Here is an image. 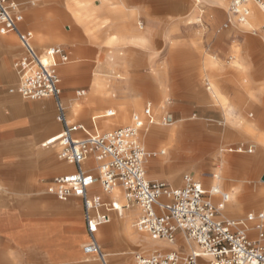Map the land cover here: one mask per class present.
Instances as JSON below:
<instances>
[{"label":"rangeland","instance_id":"rangeland-1","mask_svg":"<svg viewBox=\"0 0 264 264\" xmlns=\"http://www.w3.org/2000/svg\"><path fill=\"white\" fill-rule=\"evenodd\" d=\"M31 1L38 5L57 0H28L29 3ZM182 1L183 7H178ZM213 1L216 0H202V3L195 6L194 0H108L110 7L117 11L118 16H126L124 11L126 13L131 11L133 6L151 5V65L149 68L144 63L136 62L132 65V60L138 59L141 51L147 48V40L131 38L127 34V27L142 31L146 25L143 19L136 17L132 24L120 23L100 28L98 23L103 20L94 12L87 19L88 25L91 26L90 32L93 33L92 45L103 47L105 49L103 55L112 53V57L119 56L120 59L113 58L111 70L106 66L95 67L98 63L96 57L91 60L92 88L79 94L75 90L85 88L83 78L81 77L79 83L70 86L65 83L61 68L71 64L74 71H82L86 62L74 59L68 52L66 62L59 63L56 59L61 84V101L65 106L67 120L72 123H84L91 132H103L125 126L130 122L132 113L141 112L147 103H150L152 114L150 118H146L145 124L153 120L151 130L165 132L166 136L147 144L143 141L146 130H143L144 127L140 129L139 141L148 150L156 151V155L145 163L146 178L165 180L178 186L182 184V177L189 174L199 179L204 187L209 189L211 185L207 179L209 173L228 174L230 175L228 179H221L220 191L228 192L234 188L246 192L250 205L239 212L224 211V215L241 217L250 211H264V169L261 167L259 149L253 146L264 143L262 141L264 137L261 136L264 134V125L256 123L257 118L264 115L262 114L264 85L260 83L264 80V60H259L258 57L264 54V18L253 22L251 26L236 27L227 21L228 0L223 7ZM262 2L264 4V0ZM247 5L250 10L249 19L252 13L251 6L260 5L254 2ZM166 6L169 8L166 9ZM23 14L24 20L20 26L32 28L26 25L27 13ZM196 17L200 21H196ZM233 20L238 22L234 18ZM108 21L112 24L113 20ZM189 21L191 23H188ZM139 22L143 26L142 29ZM32 29L33 44L39 52H43L50 45L63 46L61 41L44 44L43 37ZM100 32L103 36L95 37ZM8 35L18 43L14 33ZM14 61L15 59L12 60L11 76L9 82H6V89L16 81ZM149 69L151 78L146 75ZM88 80L89 78L86 80L87 84ZM70 87H75L74 92L68 93ZM208 87L216 91L215 94L219 98L214 97ZM103 96L113 99V104L98 106L97 102ZM45 98L51 102L53 121L58 123V129L61 130V124L55 119L54 100L51 97ZM109 108L113 109V115L106 114ZM165 113L172 116V122L169 124H162L160 121ZM122 115L124 117L120 119ZM188 123H195L188 125L191 128L185 127L188 130L190 128L195 136L193 134L178 140L168 137L171 127ZM197 124L202 129L201 137H197L200 129ZM245 125L247 129L244 128ZM43 139L36 144L37 149L47 148L40 145ZM240 142L244 143L245 152L229 150V147ZM248 148H251L252 152H248ZM160 149H164L165 152L159 153ZM56 152L57 147L54 146L51 148V157L48 158L39 157L34 153L26 158H0V168L5 160L12 161L13 164L23 162V170L8 172L0 169V203H6L12 210L11 213L27 211L33 215L48 216L58 213L43 201L48 196L62 202L45 191V182L48 178L62 173V171L49 173L45 169L50 159L64 162L57 158ZM231 155L234 156L233 159L237 157L236 155L248 156L246 171L227 168L224 172V168L219 164L222 160L219 159H226ZM216 157L217 159L212 160ZM213 197L218 199L219 193L213 194ZM152 241V244L161 249L169 250L175 247L166 240ZM180 244L183 253L189 252L190 249L186 247L190 245L189 243L181 241ZM136 251L142 252L136 248L131 253V264Z\"/></svg>","mask_w":264,"mask_h":264},{"label":"built area","instance_id":"built-area-1","mask_svg":"<svg viewBox=\"0 0 264 264\" xmlns=\"http://www.w3.org/2000/svg\"><path fill=\"white\" fill-rule=\"evenodd\" d=\"M249 2L263 6L262 0H228L227 12L238 22L245 21L250 13ZM16 9L14 1L0 0V34L13 32L23 48V54L13 64L18 82L9 92L26 99L51 97L55 102V118L62 128L43 145L56 146L57 158L73 166V170L51 177L45 189L59 200L81 198L90 238L83 251L94 255L100 264H107L95 233L100 225L109 222L110 211L122 216L125 207L116 200L104 202L99 195L90 194L97 184L104 194L120 189L127 203L136 205L134 226L149 237L170 243L182 237L198 249L183 253L175 246L166 251L135 253L133 264H264V211L227 217L223 210L229 195L212 192L189 174L178 186L146 178L145 163L156 151L145 148L138 136L146 118L151 117L150 103L141 112L132 113L127 125L104 132H91L82 123L68 122L57 70V63L66 62L68 57L59 46L38 52L32 45V32L18 27ZM160 121L169 124L172 116L165 113ZM247 151L251 152V148ZM88 159L93 161L92 168L84 167ZM216 193L218 199L213 197Z\"/></svg>","mask_w":264,"mask_h":264},{"label":"crops","instance_id":"crops-1","mask_svg":"<svg viewBox=\"0 0 264 264\" xmlns=\"http://www.w3.org/2000/svg\"><path fill=\"white\" fill-rule=\"evenodd\" d=\"M12 1L17 4L14 18L20 29L30 30L33 34L34 31L32 28H34L36 32L43 37L44 44L61 41L63 45L62 47L60 45L47 46L43 52L40 53H45L47 50L59 46L66 55L68 52L74 59L86 62L82 71H74L73 65L71 64L61 68V73H63L66 84L68 83L71 86V84L79 83L81 77L85 83V88L75 90V87H70L68 93H72L75 90V92L79 94L85 90L89 91L92 88L91 79L93 71L91 72L92 65L90 61L95 59V57L98 62L95 67L104 68L106 66L108 70H111L110 68L113 66V62L111 61L114 57V60L120 59L119 56L113 55L112 57V53L103 55L105 52L103 47H95L92 45L93 33L90 32L91 26L88 25L89 21H87V19L94 14V12L99 19L103 20L98 23L100 28L106 25L107 27H112L120 23L132 24V20L136 17L143 19L146 25L142 31L138 32L134 27H127V34L131 36V38L147 40V48L141 51L138 59L132 60V65L136 62L144 63L148 68L151 65V5H136L133 6L131 11H128L129 13L124 11L126 16H118L117 11L110 7L107 0L106 2L105 0H57L52 3H41L38 5L34 4L32 1L29 3L28 0ZM213 2L218 4L216 1ZM199 3H196V0H194V5L196 4V6H198ZM183 5L182 1L178 7L182 8ZM206 5L211 6L209 4ZM218 5L222 6L221 4ZM167 7L168 6H166V9ZM251 9V23L257 22L264 17V4L263 6H251ZM24 12L27 13L28 21L26 25L32 28H23L20 26L24 20ZM110 18L113 20L112 24L108 21V19L111 20ZM196 21H200V19L197 18ZM227 21L232 22L236 27L241 25L246 26V23L241 21L234 22L229 13ZM188 23L191 22L189 21ZM139 26L141 29L143 28L140 22ZM10 33L11 31L4 33V35L7 36H2L3 34H0V158H26L33 155V153L39 157L48 158L51 157V148L54 147V145H43V142L61 131L58 129V123L53 121V108L51 107V102L46 98L40 99L39 101H29L25 100L26 98L21 97L18 93L9 92V88L15 86L18 82V76L14 65L13 70L16 81L9 85L7 89L5 88L6 82H9L8 80L11 76L12 60L15 59L16 61L23 54V48L16 34L15 36L18 43L12 40L11 36L8 35ZM102 36L103 34L101 32L95 35V37ZM33 41L34 34L32 37V45L35 48ZM258 57H260L259 60H264V54L258 55ZM146 75L151 78V69L147 71ZM87 78H89L88 84L86 81ZM260 83L264 85V80H261ZM208 89L214 97L219 98L215 94L216 91L211 90V87H208ZM107 104H113V99L107 96L101 97L97 102L98 106H105ZM112 110L113 109L110 108L107 109L106 114H111ZM250 114L252 115V113ZM262 114H264V112ZM122 116L120 119H123L124 116ZM93 119L94 117L91 118V120ZM256 123L264 125V115L258 117ZM82 124L85 125L84 123ZM192 124L195 123L175 126L186 127ZM197 125L200 128L197 137H201L202 129L199 124ZM244 128L247 129V125H245ZM87 130L89 131L88 128ZM261 136L264 137V134H261ZM41 139H43V141L40 145L47 146V148H36V144ZM262 141H264L263 138ZM253 146L259 149L261 167L264 169V143H257ZM229 150L234 152H245L246 149L244 148V143L240 142L233 147H229ZM161 151L163 153L165 152L164 149L159 150L160 153ZM236 156L237 157L234 159L233 155L230 156L231 161L228 168L246 171L249 162L248 156ZM20 161H22V159ZM87 161L84 163V167L92 168L94 166L92 159H88ZM22 165L23 162L13 164L12 161L5 160L3 164H1L0 169L8 172L20 169L23 170ZM25 167L26 166H24V169ZM67 168L68 166H66L64 162L55 161L54 159H50L45 166L46 171L49 173L63 171ZM72 170L73 166H71V169L68 171ZM176 177L177 174L175 178ZM50 178H48V180H50ZM48 180L45 184H47ZM114 190H118L116 194H104L97 184L90 189V194L99 195L104 202L116 200L120 205L125 206L122 216H118L116 212L110 211L109 222L100 225L95 233V238L102 252L105 254L107 264H131L130 256L136 248L140 249L142 252L136 251L135 253H144V251L150 253L153 250H167L168 248L161 249L152 244V240L160 241L163 239L151 238L145 232L134 226V221L138 216L136 205L127 203L120 189ZM46 193L48 192L46 191ZM239 194L242 203L245 206H249V195L246 192H240V190ZM43 201H45L47 205L52 206L51 209L58 213H54L52 216L43 214L33 215L27 211L11 213L12 210L9 209L10 207L6 206V203H0V264H100L94 255L87 254L83 251V245L89 242L90 238L85 229L81 198L70 196L65 200H60L62 202H57L46 196ZM43 201L41 200V202ZM131 227L134 228V230Z\"/></svg>","mask_w":264,"mask_h":264},{"label":"bare ground","instance_id":"bare-ground-1","mask_svg":"<svg viewBox=\"0 0 264 264\" xmlns=\"http://www.w3.org/2000/svg\"><path fill=\"white\" fill-rule=\"evenodd\" d=\"M73 1V0H72ZM108 1V0H107ZM203 1H207V0H203ZM227 0H216V2L218 4H221V5H225ZM76 2V1H75ZM106 2V0H105ZM199 2H202L201 0H196V3H199ZM196 6V4H195ZM76 10V9H75ZM74 10V12H75ZM256 11V10H255ZM263 15V14H261ZM254 16V15H253ZM260 16V15H259ZM252 13L250 15V18L246 19L245 21H241L243 23H246L247 26H251V21H252ZM261 17V16H260ZM262 18V17H261ZM264 18V17H263ZM197 19V17H196ZM231 20V19H230ZM45 61L46 58L44 57ZM97 80V79H96ZM212 90V89H211ZM214 92V91H213ZM215 93V92H214ZM43 99V98H42ZM123 117V116H122ZM153 122V120L151 121H148L144 127L143 130H146V133L145 135L143 136V141L147 144H152L153 142H155L159 137L161 136H164L166 135V133L162 132V131H158L157 129H152L151 130V123ZM190 127V126H188ZM191 128V127H190ZM190 128L188 130V128H185L183 126L181 127H171V129L169 130L168 132V137L173 139V140H176V139H184L185 137H188V136H193V132L190 131ZM196 134H194L195 136ZM226 149V148H225ZM227 151V150H226ZM162 152V151H161ZM228 153V152H227ZM224 154V153H223ZM219 158V157H218ZM217 159L214 158L212 160H215ZM222 160V162H219V164L224 168V172H225V169H227L229 167V164H230V161H231V158L230 157H226V159H219V161ZM148 161V160H147ZM217 161V160H216ZM88 162V161H87ZM65 163V162H64ZM86 163V162H85ZM202 164H204L205 162H201ZM218 164V165H219ZM66 166H68L67 169H64L62 172H65V171H68L71 169V166L67 163H65ZM200 165V164H199ZM221 167V168H222ZM218 168V167H217ZM218 171V170H217ZM212 173V172H211ZM209 173V175H207V179H209V182L211 183L209 189L213 192V191H217V192H220V186H221V179L223 178V180L225 179H228L230 177V175H226L222 172V174L220 175L218 172H215V173ZM118 191V190H116ZM116 191L113 190V194H116ZM228 195H229V199L228 201L225 203V206H224V210L226 213L227 212H230V211H236V212H239L241 209L245 208V205L242 203V201L240 200V194H239V190H235L234 188H231L229 189L228 192H226ZM119 195V194H118ZM117 195V196H118ZM102 197V196H101ZM121 197V196H119ZM248 207V206H247ZM224 213V212H223ZM98 234V233H97ZM181 241L183 242H186V243H189L190 245L186 247L189 248L190 250L189 251H198L197 247L191 243L190 241L188 240H185L184 238L180 237V240L176 241V242H173L171 244H174V246H179V244L181 243ZM168 242V241H167ZM170 243V242H168ZM181 245V244H180ZM194 245V246H192ZM184 246V245H183Z\"/></svg>","mask_w":264,"mask_h":264}]
</instances>
